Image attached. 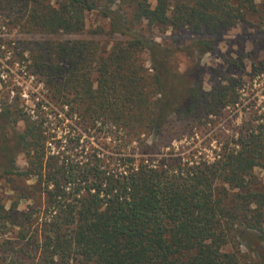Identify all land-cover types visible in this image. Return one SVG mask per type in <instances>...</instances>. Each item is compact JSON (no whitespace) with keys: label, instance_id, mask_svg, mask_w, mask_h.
Here are the masks:
<instances>
[{"label":"trees","instance_id":"16d2710c","mask_svg":"<svg viewBox=\"0 0 264 264\" xmlns=\"http://www.w3.org/2000/svg\"><path fill=\"white\" fill-rule=\"evenodd\" d=\"M90 11L120 36L109 48L83 38L18 40L19 50L0 41V66L26 62L47 92L34 115L0 105V124L23 123L0 136V264H264V186L252 185L254 169L264 170V106L249 108L243 127L213 147L156 158L123 150L147 135L152 144L141 151L159 153V138L163 145L242 101L241 78L207 90L196 70L186 77L172 60L179 50L196 60L211 51L215 35L258 13L257 0H0L7 29L28 34L81 33ZM143 25L206 35L168 47ZM261 70L264 61L253 68ZM45 101L67 106L85 128H48ZM174 120L189 128H167ZM98 132L111 146L85 138ZM21 200L34 205L20 210ZM239 237L255 258L240 252Z\"/></svg>","mask_w":264,"mask_h":264},{"label":"rangeland","instance_id":"374dc122","mask_svg":"<svg viewBox=\"0 0 264 264\" xmlns=\"http://www.w3.org/2000/svg\"><path fill=\"white\" fill-rule=\"evenodd\" d=\"M257 2L258 13L215 35V44L211 51L203 54L196 60L195 56L192 57L186 51L179 50L173 55L172 60L176 68L175 70L182 73L186 72V77L189 75H195L193 71L196 70V74H198L203 82L204 88L207 90H209L216 83V81L221 79L229 77L241 78V88L245 85V90L249 89V91H244L245 93L243 94L242 101L238 102L234 107L225 106L221 113L209 115L206 121L202 120L196 127L183 129L177 132L178 136H174L172 138L169 137L166 141H163V145H160L162 140L159 138L157 141V143L159 142V153L141 151V149L145 148V146L152 144L151 139L147 135H141L140 139L132 140L130 143L126 144L127 147L123 150L130 152L133 151L131 152L133 153L131 155L135 156L156 158L159 155H164L163 152L165 153L171 150V154L177 156L183 154L186 155L190 150L200 145L213 147L216 140L222 138V133L224 136H227L234 134V131L243 127L245 120H247L249 116V108H257L260 105V107L264 106V70L257 72V74H254L253 71V68L257 67L260 62L264 61V0H257ZM3 15L4 14L0 12V41L9 40L11 42L9 49H11L13 45L14 49L19 50L21 46L17 43L18 40L43 39L44 41L55 38L94 39L98 41L101 46L109 48L113 41L120 37L118 35L108 33L107 19L95 11L85 13V25L84 30L81 33H60L56 35L21 33L17 31L18 29L8 30L5 26L8 25V19L4 17L5 15ZM142 31L146 35L160 41L163 45L168 47L185 46L192 40L206 35L204 33L195 34L188 29L147 27L145 25L142 26ZM7 49L8 46L6 50ZM140 56L144 60L145 68L151 72V69L149 68L148 53L142 52ZM7 58H9V52L6 53V57L2 60ZM196 62H198V68L194 67ZM25 63L22 62V60H18L14 64H9L8 66L11 68L10 72L5 71L3 66H0V105L4 103H17L19 107L24 109V111L34 115L32 108H34L37 100L46 97L45 95L47 92L43 89L42 82L35 75H26L24 66ZM5 65H7V63H5ZM22 81L24 83H22ZM21 83L23 86H21ZM41 108L42 112L48 116V120L50 122L49 128H55V126L57 128H85L82 126L79 116L76 114H70L72 117H69L67 115V106L61 108V105L58 106V104H49L48 101H45L41 103ZM179 121L180 120L172 121L174 124L167 126V128H189L183 127ZM22 124L23 123L20 121L15 126L12 123L9 125L1 123L0 136H2L4 132L9 134L12 131V128L20 130L23 126ZM96 126L99 127V123H97ZM103 128L107 127L104 126ZM194 128L200 129L196 130ZM93 131L94 130H91L90 133L92 134ZM103 134L98 132V138L95 139L87 133L85 134V138L94 140V142H97V140H103L101 141V144L111 146L112 142L108 136L105 137L106 139L101 138ZM16 164L22 169L26 167V158L23 153H18L16 155ZM253 177V186H264V170L262 168H255ZM33 181L34 179L30 178L27 179L25 183L29 184ZM3 190L7 196L6 205L9 206L10 202L15 198L14 192L11 191L10 187L7 185H5L2 191ZM28 205H34V203L31 200H21L18 204V209L27 210L29 208L27 207ZM245 230L247 229L245 228ZM238 239V248L240 252L249 255L252 258L253 253L247 248V239L240 237ZM252 243L253 245L258 246L257 242ZM225 249L231 250L230 245H227ZM250 252L252 254H249ZM30 263L31 261L25 262V264Z\"/></svg>","mask_w":264,"mask_h":264},{"label":"built area","instance_id":"2783aa9c","mask_svg":"<svg viewBox=\"0 0 264 264\" xmlns=\"http://www.w3.org/2000/svg\"><path fill=\"white\" fill-rule=\"evenodd\" d=\"M49 128V127H48ZM55 128H57L56 126H55Z\"/></svg>","mask_w":264,"mask_h":264}]
</instances>
